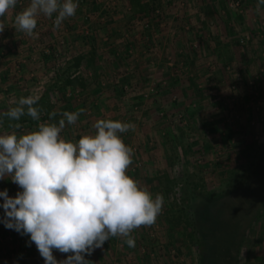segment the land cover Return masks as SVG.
<instances>
[{
  "label": "rangeland",
  "instance_id": "1",
  "mask_svg": "<svg viewBox=\"0 0 264 264\" xmlns=\"http://www.w3.org/2000/svg\"><path fill=\"white\" fill-rule=\"evenodd\" d=\"M142 2L151 11L143 20L130 0H78L76 15L60 28L55 14L37 17L34 32L39 35L33 38L14 33L16 15L30 4L18 0L8 11L11 17L8 12L1 17L13 20L4 22L13 33H0V134L28 133L39 123H50L41 118L16 130L9 125L19 122L3 116L20 97L41 99L46 92L58 115L85 109L75 125L66 122L61 136L68 142L93 135L99 119L135 124L134 131L120 134L133 149L127 174L153 199L164 197L162 213L151 227L133 230L135 247L126 238L112 237L109 242L118 241L115 254L106 241L85 259L92 264H201L200 253L207 247L187 241L181 226L170 230L167 219L181 212L186 196L187 203L202 206L201 194L237 184L264 152V6L258 13L257 0ZM150 19L158 22L144 29ZM81 53L85 59L78 71L66 74L90 83L68 87L62 99L54 84ZM182 57L186 65L178 62ZM87 65L93 69L84 72ZM160 79L168 82L164 91L156 86ZM165 177L173 182L170 192ZM4 189L11 197L22 191L10 177L0 180V191ZM2 204L0 197V264H45L36 245L28 246L29 236L4 226ZM70 254L53 250L57 260ZM222 254V264H264V214Z\"/></svg>",
  "mask_w": 264,
  "mask_h": 264
},
{
  "label": "clouds",
  "instance_id": "2",
  "mask_svg": "<svg viewBox=\"0 0 264 264\" xmlns=\"http://www.w3.org/2000/svg\"><path fill=\"white\" fill-rule=\"evenodd\" d=\"M18 0H0V17L13 9ZM264 0H257L261 12ZM78 0H30L15 17V28L29 37L39 33L37 17L51 18L60 28L74 17ZM6 26L0 21V33ZM39 96H22L3 116L19 121L27 115L40 121ZM63 112L56 123H39L37 130L0 134V180L10 177L22 191L15 197L8 190L3 198L2 222L8 229L29 236L45 264H92L85 259L112 237L126 238L129 247L136 241L133 230L151 227L162 213L164 197L152 194L127 174L133 163V149L121 133L135 130V124L99 119L93 135H84L78 143L68 142L61 133L67 125H75L81 113ZM56 116L55 112L50 113ZM16 130L20 123L10 124ZM53 250L71 253L57 260Z\"/></svg>",
  "mask_w": 264,
  "mask_h": 264
},
{
  "label": "trees",
  "instance_id": "3",
  "mask_svg": "<svg viewBox=\"0 0 264 264\" xmlns=\"http://www.w3.org/2000/svg\"><path fill=\"white\" fill-rule=\"evenodd\" d=\"M130 1L136 9V13L143 17L142 20L151 12L148 11L147 5H145L142 0ZM152 10H154V13L159 11L156 10V8H152ZM157 22L158 21H152L151 19L148 21L146 20V26L143 28L150 29L151 26L153 27ZM87 34L86 36H92L89 31H87ZM90 55V59L93 60V63L96 62L98 55L95 45H93ZM74 59L72 62H67L68 64L66 65L65 71L62 72L61 76L58 77L54 84V89L61 92L62 99L66 98L68 87L78 82L83 88L86 87L85 82L82 84V76L66 74L69 72V69L72 68L78 71L85 56L81 53ZM185 59V57H182L178 62H182L186 65L184 62ZM172 76L179 77V75H174V73H172ZM164 79H160L159 82L156 83V86L162 87L161 91L168 88V82ZM49 99L48 92H46L35 106H39L41 109L42 120L46 121L49 119L51 121L50 123H56L58 126L59 120L64 118L62 116L63 112L59 115L56 113V116L51 117L50 113L54 111L52 109L53 105L50 104L51 102L49 103ZM67 109L69 111V108ZM18 122L24 127L28 124H37V121H34L27 115L21 117ZM12 123H15V121ZM254 168L251 174H249L248 171L245 172L244 177H241L237 184L230 185L228 190L226 189L219 193L208 192L207 194H201L202 206H200V204L195 207L193 203H187L189 199H187L186 196L185 200L181 199V212L167 219L168 228L170 230H175L177 227L181 226L179 228L180 233L187 241L197 246L204 245L207 247L205 252L200 253L201 264H222L219 261V257L223 255L222 252L224 248L226 249L236 241L243 240L245 233L252 227L256 219L264 214V152L259 153V158ZM165 179L167 180V190L170 192L173 187V182L169 177H165ZM230 190H232V192H229ZM224 232L226 233L224 234ZM225 239H227V241H225ZM215 242L218 243V245L215 244ZM222 242L226 243L227 246L223 245L224 243L222 244Z\"/></svg>",
  "mask_w": 264,
  "mask_h": 264
},
{
  "label": "crops",
  "instance_id": "4",
  "mask_svg": "<svg viewBox=\"0 0 264 264\" xmlns=\"http://www.w3.org/2000/svg\"><path fill=\"white\" fill-rule=\"evenodd\" d=\"M17 6H18V5H16L15 7H17ZM10 10H11V9H10ZM23 10H24V9H23ZM8 13H9V14H7L8 17H11V14H10L11 12H8ZM5 15H6V14H5ZM182 20H183V19H182ZM0 21H2V20H1V17H0ZM6 21H8V22H10V23H13V20H12L11 18H10L9 20H7V18H6V20H3L2 22H6ZM114 21H115V20H114ZM167 21H168V20H167ZM174 21H175V20H174ZM176 24H177V23H176ZM187 24H189V23H187ZM187 24H185L183 28H185ZM189 25H190V24H189ZM7 26H9V24H8ZM15 32H19V31H14V33H15ZM5 33H6V35H10V34H12L13 32H12L11 30L5 28V30H4V35H5ZM165 35H167V34H165ZM165 35H164V36H165ZM184 36H185V35H184ZM1 37H2V36H1ZM4 38H5V37H4ZM167 52H169V50H168ZM102 53H104V52H102ZM169 60H170V58L168 59V61H169ZM165 66H167L166 63H165ZM92 69H93L92 66L90 67L89 65H87L86 68L84 67V72H86V71L89 72V71H91ZM164 69H165V70H164ZM167 70H168V67H167ZM157 71H158V72H157ZM157 71H156V74L158 75V74L160 73V70H157ZM161 71H162L163 73H168V71H166V68H165V67H163ZM156 74H155V75H156ZM85 75H86V74H85ZM104 75H106V74H104ZM86 77H87V76H86ZM168 77H169V76H168ZM154 81H156V80L154 79ZM157 82H159V80H157ZM89 83H90V82L85 81V85H86V84L89 85ZM154 84H155V83H154ZM154 84H153V85H154ZM75 85H76V84H75ZM75 85H74V86H75ZM74 88H75V87H74ZM86 89H87V88H86ZM77 91H78V90H77ZM103 100H104V99H103ZM101 102H102V101H101ZM103 103H104V101H103ZM93 134H95V133L93 132ZM108 242H109V241H108ZM117 242H118V241H112V240H111V242L108 243V247H109L110 249L112 248V249H111V252H113V253L116 252V250H113V249H115L114 247H117V245H118ZM121 242H122V241H121ZM123 243H124V242H122V245H123ZM126 244H127V243H126ZM122 245H120V246H122ZM123 246H124V245H123ZM108 251H109V250H108ZM109 252H110V251H109ZM113 253H111L110 255L113 256V255H112ZM114 254H115V253H114ZM110 255H109V256H110ZM106 257H108V256H106ZM151 258H152V256H151ZM120 259H121V261L123 260L122 257H121ZM137 259H138V258H137ZM147 259H149V257H147ZM108 261H109V260H108ZM143 262L145 263L144 259H143L142 263H143ZM151 262H153V260H151ZM109 263H110V262H109ZM149 263H150V262H149ZM149 263H147V264H149Z\"/></svg>",
  "mask_w": 264,
  "mask_h": 264
}]
</instances>
